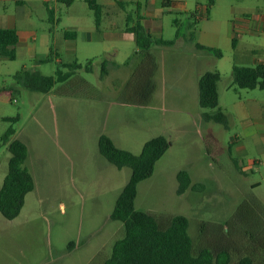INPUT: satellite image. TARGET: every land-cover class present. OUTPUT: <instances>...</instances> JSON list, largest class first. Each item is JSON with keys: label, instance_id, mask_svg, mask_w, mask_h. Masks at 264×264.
I'll use <instances>...</instances> for the list:
<instances>
[{"label": "rangeland", "instance_id": "1", "mask_svg": "<svg viewBox=\"0 0 264 264\" xmlns=\"http://www.w3.org/2000/svg\"><path fill=\"white\" fill-rule=\"evenodd\" d=\"M139 1L147 3L129 0L125 10L134 12ZM177 1L186 11L160 6L161 36L167 39L175 37V19L185 27L197 4L208 3ZM213 2L210 14L195 26L220 33L217 48L223 55L207 68L221 73L219 106L229 117L228 128L203 119L205 111L214 110L200 105L199 87L189 79L193 70L184 63L173 64L175 56L179 62L190 58V41L162 51L161 56L154 52L159 60L157 89L148 105L121 103V93L107 88L102 80L103 56L92 58L90 71L86 69L90 60L81 62L72 93L27 92L17 94V101L4 94L0 188L11 156L1 139L10 127L16 131L12 139L17 136L28 147L26 165L35 187L16 218L7 219L0 212V264H103L110 256L114 242L125 234L123 223L112 219L111 213L132 170L116 167L100 152L101 134L135 154L149 139L167 136L170 147L152 176L138 185L136 209L154 214L162 226L173 215L188 217L195 253L203 247L214 253L227 249L229 264H264V218L261 208L251 203L257 199L264 205V89L239 88L233 78L235 63L254 66L264 60V31L252 22V28L239 35L241 52L248 50L245 61L239 59L231 39L232 22L238 24L243 17L254 20L255 14L264 13V0ZM67 9L62 5L58 16ZM128 62L121 67L130 72ZM59 66L48 62L41 71L53 75ZM125 74L123 78H129ZM123 78L111 80L110 86L122 84ZM2 115L20 118L6 121ZM183 169L193 184L203 186L178 194L177 174ZM244 201L248 207L239 210ZM202 222L208 223L204 229Z\"/></svg>", "mask_w": 264, "mask_h": 264}, {"label": "trees", "instance_id": "2", "mask_svg": "<svg viewBox=\"0 0 264 264\" xmlns=\"http://www.w3.org/2000/svg\"><path fill=\"white\" fill-rule=\"evenodd\" d=\"M66 4H71L74 0H60ZM90 9L94 11L96 25L99 28L103 6L99 0H86ZM172 0H164L165 5H169ZM213 0H210V5ZM210 7H208V12ZM132 18L128 19V21ZM178 24V21H174ZM195 23L190 22L188 28L190 39L194 40ZM136 35L138 51L132 60L140 59L137 67L132 73L124 90L119 96L121 103L148 105L157 89V72L159 70V60L152 51L154 46H172L176 39L182 35L180 24L177 25L176 37L173 39L157 38L151 35L141 22L140 16L134 24L127 28ZM66 35H69L66 33ZM18 34L16 29L0 28V53L10 60L16 58V45ZM197 47H204L197 43ZM235 39L233 46L235 47ZM212 50L217 57H222L220 49ZM107 62L102 65V77L107 73ZM117 65H115L116 67ZM83 65L81 63L64 64L59 66L53 75H42L38 71L22 69L15 74V78L22 86L33 90L48 92L56 83L68 80ZM87 70H92V61L86 66ZM233 78L239 88H261L264 89V62L254 66L233 65ZM221 73L218 70L207 71L199 79V103L203 108L213 109L205 111L203 119L205 121H215L229 127V117L219 106L218 83ZM19 115L15 117H5L6 121H18ZM16 133L10 127L2 136V141L8 144L11 153L9 159L8 172L0 188V212L7 219L16 218L25 203L26 195L35 187L32 172L26 165L28 157V147L19 138L12 139ZM170 147V141L164 134L157 135L145 142L142 151L135 154L129 150L119 148L112 138L107 134L99 137L100 152L116 167L128 166L132 173L129 181L122 189L116 200L115 207L111 213V218L123 223L125 234L118 238L112 247L110 256L103 264H229L231 254L227 249H221L214 253L211 248L203 247L198 253L194 252L193 238L189 234V219L185 215L177 214L170 218L168 225L162 226L156 216L135 207V200L138 193V185L141 181L149 178L154 173L157 161L166 153ZM179 186L178 194H183L189 188L193 190L202 187V183H192L190 173L183 169L177 174ZM252 204L259 206L264 218V205L257 200H251ZM249 202L244 201L239 207H248ZM255 207V206H254ZM239 212V211H238ZM238 212L233 215L237 219ZM207 226V222H202L201 227Z\"/></svg>", "mask_w": 264, "mask_h": 264}, {"label": "crops", "instance_id": "3", "mask_svg": "<svg viewBox=\"0 0 264 264\" xmlns=\"http://www.w3.org/2000/svg\"><path fill=\"white\" fill-rule=\"evenodd\" d=\"M128 1L99 0L103 6V15L98 28L94 11L90 9L86 0H74L69 5L60 0H0V28L16 29L18 34L16 58L10 60L0 53V99L5 94L8 100L17 101V94L41 92L30 90L17 82L15 74L22 69L38 71L42 75H46L41 71L45 63L55 61L61 66L81 63L83 60L92 61V58L97 56L105 57L104 62L108 63V71L102 77V80L106 81L107 88L115 93H121L134 72L138 61V59L132 60V57L138 51L136 35L127 28L134 24L137 16H140L141 22L147 31L154 37L160 38L163 37L161 35L162 29H164V23L159 18L160 6L171 7L180 12L186 11L184 3L177 0H172L169 5H165L164 0H146L145 6L139 1L137 9L131 13L125 10L128 7ZM247 1L248 3H254L261 0ZM62 5H66L68 9L58 16L57 11H60ZM213 5L214 2L210 5V0L206 4L198 3L195 10L188 16L185 27L181 25L178 19H175L182 28V35L176 39L174 45L152 47V51L160 53L161 56L162 51L190 41L192 44L190 58L187 61L181 59V62H179V58L175 56V58L173 57V64L178 66L179 63H184V66H189L190 71L193 70V74L191 73L189 79L194 84L196 82L198 87L200 77L205 72L212 71L208 70V63L215 61L217 57L208 48L218 49L221 37L218 30L203 28L198 30L195 26L194 40H191V30L188 25L190 22L207 17L210 14L208 7H213ZM130 18L132 20L128 21ZM252 22H255L256 26L261 27L264 31V13L255 14L254 20L243 17L238 24L232 22V45L233 39H235L236 45L233 47L236 53L240 54L239 59L243 61L246 60L248 50L241 52L238 38L243 31L252 28ZM178 24H175L176 27ZM66 33L69 35H66ZM197 43L204 47H197ZM124 61L125 63L129 61L127 64H131L129 66L130 72L121 67ZM260 62H264V60L258 63ZM115 65L117 66L115 67ZM124 74L128 75L129 78H123ZM76 75L77 72L68 80L56 83L48 92L41 93H72L70 87ZM122 78L124 79L122 84L110 86L111 80L122 81ZM84 83L87 85V81ZM4 117L14 116H1L2 119Z\"/></svg>", "mask_w": 264, "mask_h": 264}]
</instances>
